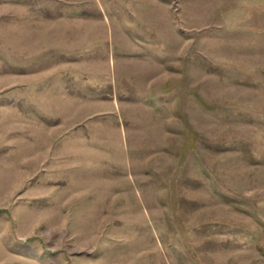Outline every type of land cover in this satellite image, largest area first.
I'll return each mask as SVG.
<instances>
[{
	"label": "rangeland",
	"instance_id": "rangeland-1",
	"mask_svg": "<svg viewBox=\"0 0 264 264\" xmlns=\"http://www.w3.org/2000/svg\"><path fill=\"white\" fill-rule=\"evenodd\" d=\"M0 264H264V0H0Z\"/></svg>",
	"mask_w": 264,
	"mask_h": 264
}]
</instances>
